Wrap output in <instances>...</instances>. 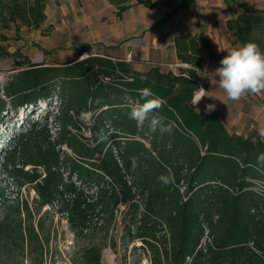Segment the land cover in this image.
I'll list each match as a JSON object with an SVG mask.
<instances>
[{
    "label": "trees",
    "instance_id": "obj_1",
    "mask_svg": "<svg viewBox=\"0 0 264 264\" xmlns=\"http://www.w3.org/2000/svg\"><path fill=\"white\" fill-rule=\"evenodd\" d=\"M107 1L115 7L117 18L132 1L147 9L155 7V0ZM195 1L180 0L151 28H159ZM45 3L0 0V24L7 29L9 23L20 21L38 28L45 17ZM241 9L242 13L226 20V30L234 43L255 42L264 51V11L253 5ZM174 47L180 63L188 65L177 73L162 71L161 63H153L141 74L130 62L89 53L82 60L78 56L55 64L25 59L24 68L5 82L0 92V124L8 111L16 114L21 109L23 115L0 170L17 189L30 186L36 198L31 203L10 201L0 191V264H24L25 260L44 264L50 238L40 216L44 206L64 213L70 229L82 235L97 209L108 211L112 218L118 205L129 210L128 237L142 243L150 264H264V197L250 190L253 180L264 178V164L257 161L264 153V142L256 131L245 136L229 132L219 120V109L198 113L191 104L199 87L195 75L202 70L200 47L208 50L211 60L215 57L208 42L185 35L174 40ZM18 54L0 47V57ZM145 87L165 101L157 111L165 117V125L171 124L170 133L160 128L152 131L148 120L139 123L130 118L132 106L143 103L139 90ZM53 98L57 100L54 136L49 114L41 115L51 108ZM82 111L93 113L90 122L78 119ZM62 146L81 161L69 157ZM39 168L45 177L41 178ZM125 175L132 177L134 192ZM160 175L171 182L163 184ZM83 184L104 187L90 201L79 187ZM138 195L145 197L143 212L135 202ZM160 222L168 238L160 234ZM203 226L212 242L205 251L197 249ZM100 256L98 246L81 254L84 264H101Z\"/></svg>",
    "mask_w": 264,
    "mask_h": 264
},
{
    "label": "rangeland",
    "instance_id": "obj_2",
    "mask_svg": "<svg viewBox=\"0 0 264 264\" xmlns=\"http://www.w3.org/2000/svg\"><path fill=\"white\" fill-rule=\"evenodd\" d=\"M179 1L155 0L153 9L134 5L132 1V6L122 13L121 18H117L115 7L107 0H46L45 17L38 28L22 25L20 21L9 23L7 29L0 24V35L5 36L4 40L0 38V47L9 54L19 52L15 56L0 57V92L5 82L17 70L24 68L25 59L35 64H55L80 57L84 53H92L93 55H110L114 60H123L127 55L124 52L127 47L132 49L133 42L150 36L159 38L161 41L151 45L153 52L165 54L167 58L165 60H168L171 52L169 45L172 40L174 42L178 37L193 33L196 38L201 33L216 51L215 62L220 66V60L226 55L227 50L241 46L234 43L235 39L231 32L226 30V20L242 13L241 8L245 5H253L255 9L264 11V0H196L188 9L178 11L159 28H151L163 14L172 11ZM157 47L158 50H155ZM43 50L50 51V54L44 55ZM200 51L203 55L201 62L204 61L202 67L204 69L215 67L214 62H208L206 50L202 48ZM130 56L132 60L133 55L130 54ZM161 64L169 67L168 63ZM167 67H163L164 70L169 69ZM196 78L199 79L203 88L204 83L210 80L206 72L200 70L196 72ZM211 85L209 90L213 95L224 101L223 105L226 108H231L232 104L229 102L232 100L226 98L215 81ZM220 100L217 99V101ZM56 105L57 100L53 98L51 108L41 113V115L49 114L47 119L51 134L54 133L53 114ZM234 105L236 111H243L242 113L247 117L244 128L248 124H253L255 129L256 121L260 127H264V93L246 94ZM22 115L19 109L16 114L8 111L2 118L0 163L5 149L12 141L13 132L19 129ZM32 117H35V114ZM254 129L248 133L253 132ZM81 131L85 132L84 129ZM63 149H67L64 152L69 157L74 155L67 147ZM28 168L30 167L26 169ZM63 171L66 173V170ZM110 185L111 182H109ZM79 187L89 196L90 201H95L104 185L83 184ZM0 191L3 192L4 198L10 201L23 199L31 203L36 198L30 186L25 185L17 189L14 182L1 170ZM135 201L140 203L141 212H143L145 197L138 195ZM97 211L98 209L91 216L83 234L77 235L70 229L64 213L58 212L56 207L49 209L44 206L40 216L43 217L45 230L50 234L44 264H84L81 254L92 246L101 248V264H144L145 255L149 253L143 250L144 247L139 244L140 241L130 240L128 237L126 226L129 221V210L127 207L118 205L112 218L109 217L108 211L103 213ZM37 219L38 217L34 221L36 222ZM24 264L29 262L25 260Z\"/></svg>",
    "mask_w": 264,
    "mask_h": 264
},
{
    "label": "clouds",
    "instance_id": "obj_3",
    "mask_svg": "<svg viewBox=\"0 0 264 264\" xmlns=\"http://www.w3.org/2000/svg\"><path fill=\"white\" fill-rule=\"evenodd\" d=\"M215 83L221 89L226 98L232 101H239L246 94L258 95L264 93V51H261L258 44L255 42H246L239 47H232L226 51V55L220 60V66L213 72ZM218 77V79H216ZM139 94L143 103H135L130 111V118L139 123L145 120L149 121V128L155 131L160 128L161 132H171V124L165 125L163 121L165 117L158 114V111L165 101L155 96L150 88H142ZM208 97L212 100H220L213 95L212 91H206L202 86L197 87L194 91L191 103L196 107L203 98ZM221 101V100H220ZM222 102V101H221ZM216 110L214 103L205 105L204 111L208 114ZM93 113L82 111L78 117L79 120L88 123L91 121ZM259 137L264 142V127L259 129ZM260 164H264V153L257 157ZM133 166L135 167L136 159L132 158ZM158 180L163 184L171 182L170 177L160 175Z\"/></svg>",
    "mask_w": 264,
    "mask_h": 264
},
{
    "label": "crops",
    "instance_id": "obj_4",
    "mask_svg": "<svg viewBox=\"0 0 264 264\" xmlns=\"http://www.w3.org/2000/svg\"><path fill=\"white\" fill-rule=\"evenodd\" d=\"M155 8V7H154ZM153 9V8H152ZM188 9V8H187ZM198 25V22H197ZM197 42H200L201 38H204L206 41L207 39L203 36V34L199 33L198 36H196V38L194 37L195 34L193 33L191 35ZM158 43L161 42L159 38H155V37H147V39L145 38H141L140 40H138V42L135 41V43H132L134 46V48H130L127 47L126 50H124L125 55L126 54H131L133 55V59L130 62L131 67L133 68L134 71L139 72L141 74H145L146 71L151 67V65L153 63L156 62H160V63H168L169 67L164 66L161 64V70L162 71H172L174 73L178 72L179 67H176V64H182L180 63V61L177 59L176 57V50L174 47V42L172 40V43H170L169 47H171V52H170V56L168 58V60L165 57V54L163 53H158L155 54L153 52V49L151 48V45L153 43ZM208 42V41H207ZM210 46V43H208ZM205 49L207 52V56H208V50L205 47H200V50ZM210 49L213 51L215 57H216V51H214V49H212V47L210 46ZM155 50H158V47L155 48ZM200 55H201V51H200ZM201 57H203V55H201ZM215 57L214 59H210L208 56V62L212 61L215 63V67H208V69H203L200 70L201 72H206V74L209 76L208 81H206L204 83V89L206 91H210V87L212 86L211 84L213 83V81H215V76H214V71L216 70V67L218 68V64L215 62ZM202 64H204V61L201 62ZM188 66V65H187ZM163 67H167L169 69L164 70ZM175 68V69H172ZM186 68V67H185ZM195 79L198 83V86L200 87V81L198 78H196L195 75ZM217 79V78H216ZM235 102L236 101H231L229 102V104L231 103L232 106H230L231 108H226L223 104L224 101H217V100H212L208 97H205L201 100V102L196 106L199 108V112H203L205 109V105L209 104V103H214L216 105V109L220 110V115H219V120L220 122L224 125V127L231 133H235L236 131H241L244 133H248V126L247 125L246 128H244V126H246L245 120H246V115H244L242 112H240L239 110L236 111V107H235ZM192 104V103H191ZM233 107V108H232ZM198 112V111H197ZM256 121V120H255ZM260 125L259 123L256 121V127L254 129V131L259 133V129H260ZM146 147V146H145ZM147 148V147H146Z\"/></svg>",
    "mask_w": 264,
    "mask_h": 264
},
{
    "label": "built area",
    "instance_id": "obj_5",
    "mask_svg": "<svg viewBox=\"0 0 264 264\" xmlns=\"http://www.w3.org/2000/svg\"><path fill=\"white\" fill-rule=\"evenodd\" d=\"M89 56H90L89 54L84 53L83 55H81V56L79 57V60L85 59V58H87V57H89ZM123 61H125V62H131L132 60H131V56H130V54H127L126 57L123 59ZM175 66H176V67H179V66H180V67H188L186 64H176ZM103 80H106V79L104 78ZM55 112H56V110H55ZM253 127H254L253 124H250V125L248 126V131H252V130L254 129ZM56 130H57V128L54 127V133H52L53 136L55 135ZM235 134H237V135H243V136L246 135V133H243V132H241V131H236ZM143 143H144V145H145L147 148H149V145H148L147 142L143 141ZM61 148H62L63 151H64V150H67V149H63V148H66V146L61 147ZM205 149H206V147H205ZM71 157H72L74 160H76V161L80 160V158L77 157L75 154H74V155H71ZM39 170H40L39 172L41 173V178L45 177V173H44V171H43L41 168H39ZM124 179H125L127 185H129V186L132 187V182H133L132 177H130L129 175H125ZM106 180H107V182H110V180H109L107 177H106ZM106 188H108V186H106ZM184 189H185V186L182 185V186L180 187V193H181V194H183ZM132 190H133V192H134V190H135L134 187H132ZM250 190L253 191V192H254L255 194H257V195H259V196H261V197H264V178H262V179H258V180H253V181H252V185H251V187H250ZM135 202H136V201H135ZM136 203H138V202H136ZM138 205H139L140 210H141L142 207H141L140 203H138ZM122 209H123V207H122ZM115 211H116V210H115ZM160 223H161V232H160V234L163 235V236H165L166 238H168V237H169V234H168V231H167V229H166V226H165L162 222H160ZM203 229H204V234H203V236H202V238H201V240H200V243H199L197 249H202L203 251H205L206 247H207L208 245H211L212 242H211V237L209 236L208 228H207L206 226H203ZM136 241H138V240H136ZM139 244H140L141 246H143L142 243H139ZM137 247H140V246L137 245ZM143 247H144V246H143ZM186 260L189 261L190 258H187ZM143 263H144V264H150L149 255H145V259H144Z\"/></svg>",
    "mask_w": 264,
    "mask_h": 264
}]
</instances>
